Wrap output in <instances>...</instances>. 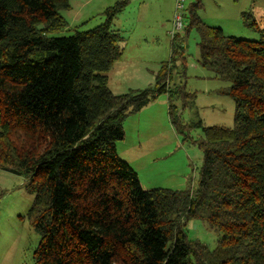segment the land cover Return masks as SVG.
Here are the masks:
<instances>
[{
  "label": "trees",
  "instance_id": "obj_1",
  "mask_svg": "<svg viewBox=\"0 0 264 264\" xmlns=\"http://www.w3.org/2000/svg\"><path fill=\"white\" fill-rule=\"evenodd\" d=\"M129 1L94 29L54 37L68 28L69 0H0V171L23 177L34 195L35 263L264 264V28L246 12L258 40L229 35L196 15L197 2L155 83L115 95L108 73L126 40L113 20ZM190 29L200 66L231 84L232 128L181 120L196 98L184 82ZM161 95L177 132L202 130L196 188L145 190L117 151L126 119ZM191 220L221 233L213 249L189 240Z\"/></svg>",
  "mask_w": 264,
  "mask_h": 264
},
{
  "label": "rangeland",
  "instance_id": "obj_2",
  "mask_svg": "<svg viewBox=\"0 0 264 264\" xmlns=\"http://www.w3.org/2000/svg\"><path fill=\"white\" fill-rule=\"evenodd\" d=\"M119 0H69L71 9L61 14L68 28L54 37H65L77 31H89L106 21L105 11ZM199 2L196 15L208 25L244 40H258V34L243 25L242 13L250 12L264 28V0H186L184 30L189 24V8ZM176 0H130L113 20V26L125 38L122 58L108 73L109 88L115 95L129 90H142L155 83V75L163 62L171 57L173 18ZM185 35L184 31L181 32ZM200 41L194 29L184 39L187 57L186 91L196 95L193 105L180 109L183 124L202 120L203 126L232 128L235 103L228 95L231 84L198 63ZM126 137L117 151L139 175L143 189L182 191L196 188L203 164V154L195 141L202 130L184 129L181 134L171 125L168 97L159 96L140 112L125 121ZM34 195L27 193L25 179L0 171V264H36L34 253L40 237L27 215ZM189 240H198L210 249L216 246L221 233L201 221L188 222Z\"/></svg>",
  "mask_w": 264,
  "mask_h": 264
},
{
  "label": "built area",
  "instance_id": "obj_3",
  "mask_svg": "<svg viewBox=\"0 0 264 264\" xmlns=\"http://www.w3.org/2000/svg\"><path fill=\"white\" fill-rule=\"evenodd\" d=\"M186 0H176V10L173 18V31L172 37L184 31V11H185Z\"/></svg>",
  "mask_w": 264,
  "mask_h": 264
},
{
  "label": "crops",
  "instance_id": "obj_4",
  "mask_svg": "<svg viewBox=\"0 0 264 264\" xmlns=\"http://www.w3.org/2000/svg\"><path fill=\"white\" fill-rule=\"evenodd\" d=\"M210 26H211V25H210ZM108 79H109V76H108ZM150 86H152V85H150ZM150 86H149V87H150ZM147 88H148V87H147ZM126 93H127V92H126ZM124 94H125V93H124ZM121 157H122V156H121ZM122 159H123V158H122ZM125 161H126V160H125ZM128 163H129V162H128ZM129 164H130V163H129ZM130 165H131V164H130ZM131 166H132V165H131Z\"/></svg>",
  "mask_w": 264,
  "mask_h": 264
}]
</instances>
